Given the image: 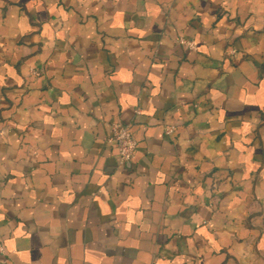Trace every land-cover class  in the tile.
<instances>
[{"label":"crops","instance_id":"0c3cea01","mask_svg":"<svg viewBox=\"0 0 264 264\" xmlns=\"http://www.w3.org/2000/svg\"><path fill=\"white\" fill-rule=\"evenodd\" d=\"M0 245L264 264V0H0Z\"/></svg>","mask_w":264,"mask_h":264},{"label":"built area","instance_id":"2783aa9c","mask_svg":"<svg viewBox=\"0 0 264 264\" xmlns=\"http://www.w3.org/2000/svg\"><path fill=\"white\" fill-rule=\"evenodd\" d=\"M179 44L187 47L190 50H196L194 41L179 39ZM166 133L172 134L173 128L167 129ZM108 142L117 149L120 163H129L134 158L137 151V142L133 138L128 126L121 123L112 124L110 127ZM4 252V248L2 245H0V253Z\"/></svg>","mask_w":264,"mask_h":264}]
</instances>
